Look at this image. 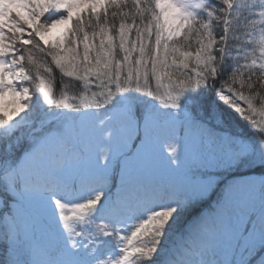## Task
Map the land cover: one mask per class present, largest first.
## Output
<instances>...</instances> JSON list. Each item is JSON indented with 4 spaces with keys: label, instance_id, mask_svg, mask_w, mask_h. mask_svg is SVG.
I'll return each instance as SVG.
<instances>
[{
    "label": "snow or ice",
    "instance_id": "6c2138e0",
    "mask_svg": "<svg viewBox=\"0 0 264 264\" xmlns=\"http://www.w3.org/2000/svg\"><path fill=\"white\" fill-rule=\"evenodd\" d=\"M0 204V264H264V0H0Z\"/></svg>",
    "mask_w": 264,
    "mask_h": 264
},
{
    "label": "rangeland",
    "instance_id": "374dc122",
    "mask_svg": "<svg viewBox=\"0 0 264 264\" xmlns=\"http://www.w3.org/2000/svg\"><path fill=\"white\" fill-rule=\"evenodd\" d=\"M51 31L53 34L57 33L59 31V26H57V29L53 28ZM26 67H27V65H26ZM25 86H28V85L25 84ZM4 99H5V101L8 102L7 108L5 109L6 111H11L17 106L15 103H13V101L16 99L15 97L10 96V95H5ZM179 135L183 136V133L180 132ZM93 150H95V147L93 148ZM189 178L195 179V177H191V176ZM237 178L239 179V177H237ZM217 191L218 190H213L212 192L209 193L208 197L204 200V201L208 200L207 204H209V205L207 207H205V206L201 207L200 211H204V212L211 211L212 207L214 206V202L217 199ZM5 211H6V209H4L3 205L0 204V222H2V215Z\"/></svg>",
    "mask_w": 264,
    "mask_h": 264
},
{
    "label": "trees",
    "instance_id": "16d2710c",
    "mask_svg": "<svg viewBox=\"0 0 264 264\" xmlns=\"http://www.w3.org/2000/svg\"><path fill=\"white\" fill-rule=\"evenodd\" d=\"M207 202H208V200H206V201H204V202H201L200 205H197V207H196L195 209H193L192 214L195 215L196 212H197L198 210L200 211V208L203 207V206L207 207V206L209 205V204H207Z\"/></svg>",
    "mask_w": 264,
    "mask_h": 264
},
{
    "label": "bare ground",
    "instance_id": "6f19581e",
    "mask_svg": "<svg viewBox=\"0 0 264 264\" xmlns=\"http://www.w3.org/2000/svg\"><path fill=\"white\" fill-rule=\"evenodd\" d=\"M55 29H57V27H54Z\"/></svg>",
    "mask_w": 264,
    "mask_h": 264
}]
</instances>
